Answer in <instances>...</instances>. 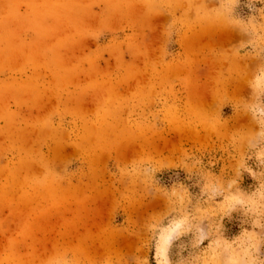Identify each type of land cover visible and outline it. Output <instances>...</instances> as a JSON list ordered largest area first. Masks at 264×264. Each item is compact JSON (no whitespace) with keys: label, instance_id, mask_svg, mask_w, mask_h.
<instances>
[{"label":"rangeland","instance_id":"374dc122","mask_svg":"<svg viewBox=\"0 0 264 264\" xmlns=\"http://www.w3.org/2000/svg\"><path fill=\"white\" fill-rule=\"evenodd\" d=\"M0 264H264V0H0Z\"/></svg>","mask_w":264,"mask_h":264}]
</instances>
